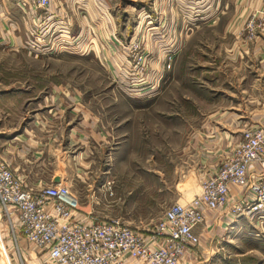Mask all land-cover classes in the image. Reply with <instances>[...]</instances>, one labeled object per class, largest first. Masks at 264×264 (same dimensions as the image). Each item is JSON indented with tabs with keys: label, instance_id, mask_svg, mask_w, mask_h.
Masks as SVG:
<instances>
[{
	"label": "rangeland",
	"instance_id": "1",
	"mask_svg": "<svg viewBox=\"0 0 264 264\" xmlns=\"http://www.w3.org/2000/svg\"><path fill=\"white\" fill-rule=\"evenodd\" d=\"M181 1L123 0L127 10L119 15L126 26L110 32L78 19L83 43L100 39L90 47L88 41L89 50L56 51L37 41L52 35V5L35 12L47 21L40 35L34 11L17 5L10 28L0 27V129L26 126L36 134L45 121L65 146L75 127L76 146L66 150L77 155L78 172L63 171L73 164L69 156L57 175L82 210L97 219L120 218L145 236L170 205L198 193L244 128L264 129V0H186L184 14ZM131 6L141 8L140 15ZM35 169L21 176L29 187L53 184V173ZM238 219L245 223L241 232L229 227L215 237V252L204 255L197 252L211 239L201 237L195 258L262 264L264 229ZM15 233L0 211V264H40L39 256L20 253L32 249Z\"/></svg>",
	"mask_w": 264,
	"mask_h": 264
},
{
	"label": "built area",
	"instance_id": "2",
	"mask_svg": "<svg viewBox=\"0 0 264 264\" xmlns=\"http://www.w3.org/2000/svg\"><path fill=\"white\" fill-rule=\"evenodd\" d=\"M15 4L25 12H42L53 6V0H15ZM37 32L40 35L41 29ZM49 34V40H39L53 50L87 48L77 35ZM168 56L170 68L173 56ZM24 179L0 153V211L20 238L34 244L40 264H181L200 244L196 228L209 216L223 214L229 222L247 218L264 229V129L259 125L243 129L227 159L214 173L204 175L199 192L191 200L170 205L149 236L120 218L97 219L82 210L63 181L31 188ZM104 187L112 191L111 182Z\"/></svg>",
	"mask_w": 264,
	"mask_h": 264
},
{
	"label": "crops",
	"instance_id": "3",
	"mask_svg": "<svg viewBox=\"0 0 264 264\" xmlns=\"http://www.w3.org/2000/svg\"><path fill=\"white\" fill-rule=\"evenodd\" d=\"M119 1V2H117ZM123 0H116L115 5H113L112 0H53V6L52 11L48 13L47 17L50 18L49 25L52 31H63L67 34H73L77 35V25H78V19L81 23H86L92 21V24L94 21H98L103 27L106 28L107 32L117 30L119 28L120 30L123 29L126 26V22L121 18L119 15V11L127 10V8L121 4ZM134 1V0H133ZM182 2V1H181ZM186 0L179 4L178 11L182 14L186 13L188 8H186ZM113 6L116 10H114ZM135 11H137L138 15L142 11V9L136 8V6H131ZM19 8H17L15 4V0H0V27L3 31L10 28V25L8 24V20H10L15 14L16 11H18ZM197 12H199L197 10ZM35 13V12H34ZM36 14V13H35ZM144 14V12L142 13ZM141 14V15H142ZM36 16V15H35ZM140 18V16H139ZM46 18L44 16L42 17V20H39L37 25L39 26L41 23L43 26V32L48 31L45 30L46 28ZM125 22V25L120 27ZM183 24V23H182ZM181 24V25H182ZM80 25V23H79ZM180 25V26H181ZM49 28V27H48ZM41 29V26L38 27V31ZM74 29V31H73ZM81 33L82 30H79ZM120 34H125L123 32H119ZM105 34V33H104ZM99 38L91 39L89 40L86 38V42H82V47H85L87 42L89 41V47L90 45L96 44V41H98ZM39 40V39H38ZM100 41V39H99ZM102 41H106L105 38H102ZM100 43V42H99ZM79 47L75 48L76 50ZM74 49H71L70 51H73ZM89 50V48H88ZM106 59V58H105ZM262 62L264 64V55L262 56ZM53 110L54 109H60V107L56 106L55 104L52 105ZM50 120H56L59 121L61 118L59 116L49 118ZM33 121H36V117L33 118ZM47 122H42V131L38 132L36 134L29 132L31 130L29 127L24 126L22 129L13 130L12 132L4 131L3 129H0V153L3 154V156L9 161L14 171L19 174L20 176H24L26 178V175L28 172L34 171V168H40L35 169L36 172H46V173H53L54 175L51 181L53 183H57L59 181H63L62 176H58L57 174H60L62 172L60 162H69V151L66 150L70 149L74 146H76L77 139H76V129L75 127L70 129L67 137V143H65V146L63 145L62 138H59L58 136L53 137L50 134L49 129L46 128L45 124ZM46 129V133L44 130ZM52 138V139H51ZM67 144V145H66ZM50 151L53 153V155H46L43 154L44 151ZM73 164H64V172H78V165H77V155L71 156ZM46 160H49V163H45ZM76 161V163H74ZM71 162V163H72ZM42 170V171H39ZM59 177V181H55V179ZM30 182V181H29ZM34 183V182H30ZM199 192V191H198ZM80 215L82 213L80 212ZM232 222H229L225 219L223 214L209 216L207 222L205 223L202 228L198 227L196 230L198 233H200L202 237V242L208 238L211 239L209 243H205L203 245V249L200 248V250L197 252L198 254L203 255L209 251L212 253L215 252L214 247V241L215 237L217 236L218 239L221 238L220 234L225 233V230H227L229 227H232V229L239 230L241 232V229H243V219H232ZM241 221V223H240ZM249 223H251L249 220H247ZM238 232V231H237ZM216 237V238H217ZM217 239V240H218ZM27 242V241H26ZM28 243V242H27ZM202 244V243H201ZM28 246L30 249H32L31 252L26 251L27 248H25V251H22L20 253H24L25 257L31 256V258L36 257L35 248L31 244L28 243ZM33 247V248H32ZM196 249H192L188 252L187 255H189L183 264H217L216 262H210L207 263L208 260H197L194 256V251ZM30 251V250H29ZM200 252V253H199ZM195 258V259H194ZM36 262V261H35ZM129 264H141L139 262L131 261ZM264 264V261L263 263Z\"/></svg>",
	"mask_w": 264,
	"mask_h": 264
},
{
	"label": "water",
	"instance_id": "4",
	"mask_svg": "<svg viewBox=\"0 0 264 264\" xmlns=\"http://www.w3.org/2000/svg\"><path fill=\"white\" fill-rule=\"evenodd\" d=\"M60 180V178L59 177H57L56 179H55V181H59Z\"/></svg>",
	"mask_w": 264,
	"mask_h": 264
},
{
	"label": "bare ground",
	"instance_id": "5",
	"mask_svg": "<svg viewBox=\"0 0 264 264\" xmlns=\"http://www.w3.org/2000/svg\"><path fill=\"white\" fill-rule=\"evenodd\" d=\"M82 207V206H81ZM31 245L33 246L34 244L31 243ZM33 248V247H32Z\"/></svg>",
	"mask_w": 264,
	"mask_h": 264
}]
</instances>
